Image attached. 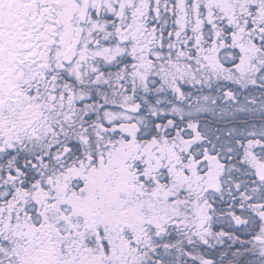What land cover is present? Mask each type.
<instances>
[{"label":"snow or ice","instance_id":"obj_1","mask_svg":"<svg viewBox=\"0 0 264 264\" xmlns=\"http://www.w3.org/2000/svg\"><path fill=\"white\" fill-rule=\"evenodd\" d=\"M0 264H264V0H0Z\"/></svg>","mask_w":264,"mask_h":264}]
</instances>
